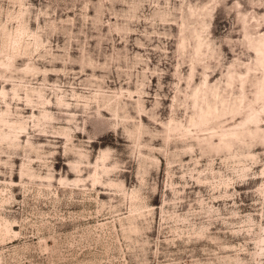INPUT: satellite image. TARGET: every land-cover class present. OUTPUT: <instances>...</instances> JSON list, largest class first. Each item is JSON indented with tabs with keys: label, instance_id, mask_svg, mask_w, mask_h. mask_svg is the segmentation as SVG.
I'll return each instance as SVG.
<instances>
[{
	"label": "rangeland",
	"instance_id": "1",
	"mask_svg": "<svg viewBox=\"0 0 264 264\" xmlns=\"http://www.w3.org/2000/svg\"><path fill=\"white\" fill-rule=\"evenodd\" d=\"M232 3L187 0L194 22L211 19L210 41L228 40L220 45L221 69L205 79L197 66L191 89L192 68L181 67L178 57L183 27L165 22L176 15L166 0L0 5V264H264L261 179L221 188L227 196L239 193L226 201L208 200L198 182L212 178L209 159L216 157L212 171H220L239 140L252 145V155L264 152V49L241 34ZM196 89L214 97L211 115L196 102H189L191 110L179 107L182 93ZM61 97L79 107L62 108ZM91 109L111 126L87 119ZM26 120L18 142L32 149L9 147ZM58 120L62 128L69 120L85 128L73 133V145L86 142L93 167L73 168L79 159L65 155L67 139L47 134ZM152 136L158 138L143 147ZM185 145L193 151L185 153ZM109 148L123 154L125 168L106 176L103 167L111 165L98 162ZM163 148L175 155L150 151ZM141 178L155 187L134 199Z\"/></svg>",
	"mask_w": 264,
	"mask_h": 264
},
{
	"label": "clouds",
	"instance_id": "2",
	"mask_svg": "<svg viewBox=\"0 0 264 264\" xmlns=\"http://www.w3.org/2000/svg\"><path fill=\"white\" fill-rule=\"evenodd\" d=\"M5 0H0V5H2ZM114 3H121V4H128L129 0H113ZM215 3V0H213ZM220 3H223L227 6V0H220ZM166 4L171 7L172 13L176 15L172 16L170 14V19L165 21L166 23H177L178 26L183 27V31L179 37H176L179 44V52L178 57H182L183 59L180 60V66L183 67L185 64H188L189 67L192 68L191 74L187 77V82L189 84V89L192 88V80L196 73V67H202L203 73L201 74L205 79L209 74L214 73L215 71L221 69L222 67V56L220 54V45L223 43H227L228 40L225 38L224 40H216L210 41V28H211V19L205 17L203 20L199 22H194L192 18L187 13V0H175V6L173 5V0H166ZM264 9V0H233L231 7L229 8V13L236 14V23H239L241 27V34H246L247 37H250L256 44L260 46L261 49H264V33L260 32L261 28H264V12H260L258 10ZM233 31H236L235 25L232 28ZM169 39H173L172 36L169 35ZM237 45V42L233 41L230 44V47H234ZM243 49L237 55L240 57H244L247 55V44L240 45ZM39 59H44L43 56L39 57ZM244 65L241 64V67ZM53 71H56L53 69ZM44 75H47L45 72ZM42 87V86H41ZM70 87V86H68ZM176 88H179V85H176ZM56 91L59 89H54L53 95L56 94ZM36 96L43 101L44 104L49 103V101L44 100L43 94L37 91ZM65 96L68 93L64 94ZM96 95H100L96 93ZM184 96V102L179 105L180 108H185L191 110V104L189 102H196L198 105H202L205 108L206 114L211 115V111H208L209 106L215 102L214 97L206 96L201 94V89H196L195 94L191 91H185L182 93ZM199 97V99H197ZM59 105L62 108H69V107H79V105H70L63 102V97L59 100ZM29 105H32V101H28ZM87 108L88 105H85ZM147 115L148 113H144ZM5 116L8 115L6 112ZM63 116L61 114L60 119ZM89 120L98 121L101 124H108L111 126L112 122L110 120H106L104 117H101L97 114L95 109H91L86 116ZM29 120L32 118L29 117ZM45 120H51V117L45 113L44 118ZM264 122V121H262ZM69 127L62 128L59 126V120L57 121V128L55 130L49 131L47 134L51 136H64L67 141L68 145L71 147L67 148L65 155H73L79 159V163L72 165L73 168H79L81 165L84 168H91L93 165L87 163L89 159V153L84 150L86 147V142L82 143L78 146L73 145V133L75 131L85 132V128L83 126L76 127V122L73 120L68 121ZM27 127V120L22 124L19 128V132L13 134V144L8 145L9 147H14L16 149H32L31 143L26 145H21L18 142V137L20 133L25 131ZM34 130L39 129L40 134H43V128L39 124L33 126ZM158 136H152L150 140L142 145L143 147H148L151 144L152 139H156ZM32 137H29L31 140ZM183 139V137H181ZM4 140H8V136L4 137ZM54 144V141L50 143V146ZM252 145L245 143L244 140H239L237 143L231 145L228 149V161L222 162L220 165V171L213 172V163L216 159L213 156L209 159L207 164L206 172L211 173V179H204L198 181L202 185L207 188L206 197L208 200H218V199H231L235 196H238L239 193H233L232 196H227L224 193H221V188H229L235 184H246L249 180H255L260 178L262 183L260 189L258 190L260 195L264 197V152H261L257 155L250 154ZM261 147H264V140L261 141ZM151 152H161V154H166L167 156L171 157L175 155L173 152L167 151V148L163 149H150ZM193 151L192 147L187 145L184 146L185 153H191ZM217 155H221V153L217 152ZM110 157L112 159H110ZM25 161V167L27 168L32 161L28 159L27 152L23 157ZM39 159V157H37ZM136 159L135 156L131 157L128 162L131 163ZM140 159L149 161L148 167L151 169L159 170L158 161L154 158H150L148 156L140 157ZM125 158L123 154L117 153L116 150L109 148L105 151L102 156L101 160L98 162L99 165L110 164V167H103V172L107 176L109 173L123 171L125 168ZM227 163V166H225ZM257 165H259L260 170L255 171ZM204 172H201L200 175L204 176ZM146 175V173H145ZM185 175H190V173H185ZM180 179H184V176H181ZM172 180V173L171 168L169 169V177L167 181V185L169 188H173L171 183ZM154 185H148L143 178L140 180V185L137 189L133 192V198L135 199L137 196H140L144 192H151L154 190ZM174 190V189H173ZM217 193H220L217 195ZM198 197L204 199L200 193H197ZM212 212H216V209H211ZM233 215L236 213L233 212ZM203 231H207L205 228ZM261 232V243H264V228L260 230ZM235 234V233H234ZM202 264H211L210 261L202 262ZM243 264V262H242Z\"/></svg>",
	"mask_w": 264,
	"mask_h": 264
}]
</instances>
